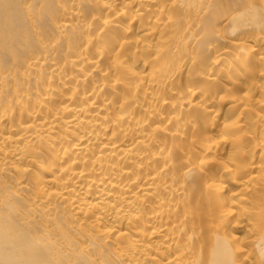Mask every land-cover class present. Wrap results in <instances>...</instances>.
Listing matches in <instances>:
<instances>
[{"label":"bare ground","instance_id":"6f19581e","mask_svg":"<svg viewBox=\"0 0 264 264\" xmlns=\"http://www.w3.org/2000/svg\"><path fill=\"white\" fill-rule=\"evenodd\" d=\"M0 264H264V0H0Z\"/></svg>","mask_w":264,"mask_h":264}]
</instances>
